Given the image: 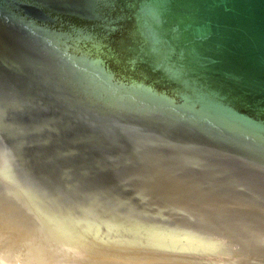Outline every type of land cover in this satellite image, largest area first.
<instances>
[{
    "label": "water",
    "instance_id": "95a60500",
    "mask_svg": "<svg viewBox=\"0 0 264 264\" xmlns=\"http://www.w3.org/2000/svg\"><path fill=\"white\" fill-rule=\"evenodd\" d=\"M0 264H264V0H0Z\"/></svg>",
    "mask_w": 264,
    "mask_h": 264
}]
</instances>
